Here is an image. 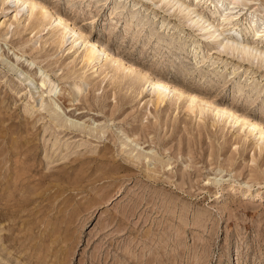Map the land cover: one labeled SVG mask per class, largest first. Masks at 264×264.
I'll return each instance as SVG.
<instances>
[{
	"label": "rangeland",
	"instance_id": "obj_1",
	"mask_svg": "<svg viewBox=\"0 0 264 264\" xmlns=\"http://www.w3.org/2000/svg\"><path fill=\"white\" fill-rule=\"evenodd\" d=\"M23 1L0 0V264H264V140L218 114L264 127V0H37L93 66Z\"/></svg>",
	"mask_w": 264,
	"mask_h": 264
},
{
	"label": "bare ground",
	"instance_id": "obj_2",
	"mask_svg": "<svg viewBox=\"0 0 264 264\" xmlns=\"http://www.w3.org/2000/svg\"><path fill=\"white\" fill-rule=\"evenodd\" d=\"M7 1L9 3V2H12L13 0H7ZM29 1H31L34 5V7L30 6L32 8L31 17H34V20L32 21L34 26H36V24H37L36 22H38V24H37L38 28L41 25H43L44 27H47V26H51L52 22L53 23L58 22L56 25H57L58 31L60 32V42H62L63 44L65 43L67 36L71 33H73L74 36H79L82 39L86 38V41L88 40V45H85V49L82 53V55H83L82 58H83L84 64L93 66V65H95L96 62L100 61L101 58L103 59L109 55L108 51L104 47L101 48V46H98L96 43L91 42V39L89 37H85L84 34L79 29L75 28V26H73L68 21V19L62 18L61 16H59L56 13H52L50 11V9L40 1H37V0H29ZM17 2H18V4L22 3L21 6L24 7L25 2L23 0H17ZM36 6L39 7L38 11L35 10ZM33 9L36 11V14H33ZM39 20L42 22H40ZM34 21L36 24L34 23ZM37 26H36V28H37ZM212 28H213L212 36H215L217 33H219L221 31L219 28H216V27H212ZM262 37H263V34H262L261 30H257L253 33V38L256 41H258ZM220 46L223 49L228 48L233 52L240 51L244 55H252L255 51L256 52L260 51L255 46L245 45V44H242L237 39L228 38V37H225L222 40V42L220 43ZM262 54H264V53H262ZM0 59L2 60L1 56H0ZM116 59L119 60L120 58L116 57ZM2 61L4 62L5 60H2ZM108 61H110V60L108 58H106V62H108ZM12 66H14V65L12 64ZM145 77L151 82L150 86H152V88H151V90H153L152 94L155 95V98L157 100V104L160 105V104L164 103L166 101V98L170 94L171 89L169 88V86L162 81L156 80L154 77H152L148 74H145ZM25 80L27 82H29L30 84H32L34 82V80L29 76H26ZM44 81L46 83H48V85H49L48 94L50 96H52L54 93L55 87H56V83L53 82V80H51L49 77H45ZM173 97H175V94L173 95ZM196 101H199V100H196L195 98L191 97L190 101L187 102V109L189 112H192L193 114L202 115L204 109H203V111H199L198 105H197L198 103H196ZM218 114L222 115L225 118L232 119L234 122H240L241 121L240 119H244L245 121L247 120L248 122H250L252 124V127L250 128L251 133L254 131H258L260 136L264 140V127L257 125V123L251 122V120L249 118L238 115L236 112H234L232 109H229V108H219Z\"/></svg>",
	"mask_w": 264,
	"mask_h": 264
}]
</instances>
